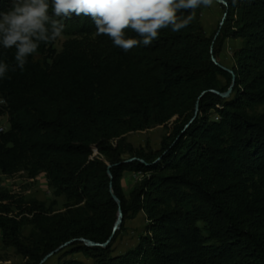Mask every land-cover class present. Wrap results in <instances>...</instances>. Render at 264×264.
I'll return each mask as SVG.
<instances>
[{
  "label": "trees",
  "instance_id": "16d2710c",
  "mask_svg": "<svg viewBox=\"0 0 264 264\" xmlns=\"http://www.w3.org/2000/svg\"><path fill=\"white\" fill-rule=\"evenodd\" d=\"M223 1H215L226 13L217 35L205 33L199 8L188 28L161 30L152 45L127 52L97 36L90 16L73 14L63 35H94L96 48L57 55L54 42L41 44L46 60L29 56L23 71L0 81L8 112L0 172L43 173L53 195L66 199L62 212L33 202L25 224L0 215L1 236H10L23 264H39L69 241L53 264H86L67 248L90 264H264V0ZM8 7L0 0V11ZM229 39L242 40L234 77L213 60ZM15 51L0 49V59L14 66ZM233 78L227 97L211 92L227 91ZM168 123L155 151L130 147L123 159L110 143ZM128 168L142 178L126 197ZM8 198L0 189V214ZM118 207L124 220L142 211L148 222L133 251L106 255L117 231L105 247L79 241L104 244Z\"/></svg>",
  "mask_w": 264,
  "mask_h": 264
},
{
  "label": "clouds",
  "instance_id": "9594fccd",
  "mask_svg": "<svg viewBox=\"0 0 264 264\" xmlns=\"http://www.w3.org/2000/svg\"><path fill=\"white\" fill-rule=\"evenodd\" d=\"M214 3L215 0H9L8 9L0 11V49L15 48V65L0 59V81L10 70L23 71L27 58L37 54L41 44L49 45L61 38L65 20L73 14L90 16L97 36H108L114 46L127 52L152 45L161 30L175 33L188 28L197 9ZM125 29L138 38H128Z\"/></svg>",
  "mask_w": 264,
  "mask_h": 264
},
{
  "label": "rangeland",
  "instance_id": "374dc122",
  "mask_svg": "<svg viewBox=\"0 0 264 264\" xmlns=\"http://www.w3.org/2000/svg\"><path fill=\"white\" fill-rule=\"evenodd\" d=\"M224 7L218 3H214L211 7H201V26L207 35H212L215 31L218 32L221 23H224ZM216 32V34H217ZM95 36H66L54 42L56 54L74 53L78 50H93L95 47ZM241 39L226 40L220 53L216 55V62L223 67L232 69L234 67V54L241 46ZM35 59L39 61L46 60L43 55H35ZM0 124L6 125L8 121V112L4 109L5 101L0 96ZM171 123L167 126L160 125L152 128H147L140 131H133L125 134L120 140L115 139L110 143L112 146H119L123 151L122 158L129 157L128 149L131 147L136 150L155 151L159 149L160 143L164 135L167 133ZM168 128V129H167ZM93 155H97V150L94 148ZM105 161L104 157H101ZM142 175L128 168L122 173V185L125 196H129L130 190L141 180ZM0 189L6 190L8 199L4 202L7 211L0 214L4 217L12 218L18 223H27L33 216L34 211H30L33 207V202L44 204L45 207H52L55 212L64 211L66 199L64 196H54L52 190L47 184V180L43 173L35 178L27 177L26 173L19 171L13 174H3L0 172ZM147 220L142 211H139L133 218L122 219V222L117 230L116 237L110 242L107 256L123 257L127 253L133 251L140 238L146 235ZM30 226L24 225L20 229L22 236L28 235ZM61 250V249H60ZM56 251V250H55ZM71 248H67V257L80 258L86 264H90L92 260H88V256H84L82 252L72 253ZM58 252V251H56ZM55 252V253H56ZM62 252L58 255L60 256ZM58 255L53 254L47 258L43 264H53ZM86 257V258H85ZM24 257L12 246L10 236L4 234L0 237V264H23Z\"/></svg>",
  "mask_w": 264,
  "mask_h": 264
},
{
  "label": "water",
  "instance_id": "95a60500",
  "mask_svg": "<svg viewBox=\"0 0 264 264\" xmlns=\"http://www.w3.org/2000/svg\"><path fill=\"white\" fill-rule=\"evenodd\" d=\"M215 1L218 2V3H221V4H225V2H224L223 0H215ZM225 17H226V13H225L224 16H223V20L225 19ZM221 25H222V23H221ZM218 32H219V31H218ZM218 32H217V34H218ZM217 34H216V35H217ZM213 60H214L215 63H217L216 60H215L214 58H213ZM222 67H223V66H222ZM223 68H224L225 70H227L228 72H230V73L233 75V77H234V74H233V71H232V70H230V69H228V68H226V67H223ZM233 83H234V78H233V82L231 83V86L228 88L227 91H225V92H223V93H220V92L215 91V90H212L211 92H213V93H215V94H217V95H220L221 97H227V96L230 94V92H231V87L233 86ZM197 110H198V104L196 105V109H195V111L197 112ZM134 160H136V158H131V159L127 160L126 162H131V161H134ZM142 162H143V161H142ZM113 198H114V200L117 202V204H118V206H119L120 203H119V200L117 199V197H116V196H113ZM122 219H123V214H122V211H121L120 207H118L117 220H116L115 225H114V228H113V233L111 234L110 238H109L104 244L95 243V242H93V241H90V240H87V239H83V238L79 239V241L82 242V243H84V244H85L86 246H88V247H94V246L105 247V246H106V245L112 240V238H113V236H114V233L118 230V228H119V226H120V224H121V222H122ZM71 242H72V241H69V242L64 243V244L61 245L58 249H56V251H59L60 249L64 248L65 246L69 245ZM56 251H53V252L47 254V255H46V256L40 261L39 264H43L44 261H45L47 258H49L50 256H52Z\"/></svg>",
  "mask_w": 264,
  "mask_h": 264
},
{
  "label": "bare ground",
  "instance_id": "6f19581e",
  "mask_svg": "<svg viewBox=\"0 0 264 264\" xmlns=\"http://www.w3.org/2000/svg\"><path fill=\"white\" fill-rule=\"evenodd\" d=\"M6 128H7V123H6V125H4V124H0V132L5 131ZM0 235H1V231H0Z\"/></svg>",
  "mask_w": 264,
  "mask_h": 264
},
{
  "label": "built area",
  "instance_id": "2783aa9c",
  "mask_svg": "<svg viewBox=\"0 0 264 264\" xmlns=\"http://www.w3.org/2000/svg\"><path fill=\"white\" fill-rule=\"evenodd\" d=\"M0 237H1V235H0Z\"/></svg>",
  "mask_w": 264,
  "mask_h": 264
}]
</instances>
